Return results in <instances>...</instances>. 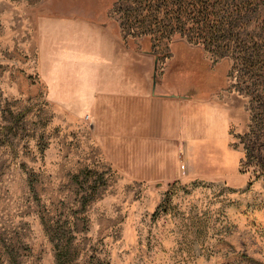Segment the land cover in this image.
<instances>
[{
  "label": "rangeland",
  "instance_id": "obj_1",
  "mask_svg": "<svg viewBox=\"0 0 264 264\" xmlns=\"http://www.w3.org/2000/svg\"><path fill=\"white\" fill-rule=\"evenodd\" d=\"M215 1L0 0V264H264V175L240 171L264 80L250 66L264 61V7L246 8L245 31L214 37L200 21L245 6ZM73 5L106 13L125 40L164 59L174 51L175 64L201 61L205 87L231 104L238 166L202 165L200 175L222 179L191 180L182 163L168 182L139 179L130 158L116 164L81 110L83 64L74 72L38 36L44 13ZM209 142L223 143L205 141L212 157Z\"/></svg>",
  "mask_w": 264,
  "mask_h": 264
},
{
  "label": "crops",
  "instance_id": "obj_2",
  "mask_svg": "<svg viewBox=\"0 0 264 264\" xmlns=\"http://www.w3.org/2000/svg\"><path fill=\"white\" fill-rule=\"evenodd\" d=\"M38 36L41 45L83 64L86 97L80 109L108 156L116 164L130 158L126 163L139 179L170 182L184 173L191 180H221L200 175L202 165L238 166L240 151L228 145L231 104L214 95V85L205 87L201 61L175 64L174 51L172 60L164 59L141 41L125 40L106 13L74 5L44 13ZM77 68L69 67L68 76ZM216 140L223 143L209 142L216 154L204 155L205 141Z\"/></svg>",
  "mask_w": 264,
  "mask_h": 264
},
{
  "label": "trees",
  "instance_id": "obj_3",
  "mask_svg": "<svg viewBox=\"0 0 264 264\" xmlns=\"http://www.w3.org/2000/svg\"><path fill=\"white\" fill-rule=\"evenodd\" d=\"M209 0H205V2ZM212 1V0H211ZM224 0H216L215 2L218 4H222ZM237 1V0H236ZM240 3L245 4L244 7L236 8L235 11L232 12L230 16L222 17L217 20H205L203 19L201 22L202 31L214 36H230V33L236 32L237 30L246 28L241 27L243 25V20H246V24L248 25V19L245 15L249 11L246 8L250 9L253 7L257 8V6L264 7V0H239ZM216 3L211 5H205L204 10H210V8H214L217 6ZM205 13V12H204ZM208 13V12H207ZM206 14V13H205ZM249 31V30H248ZM260 41V40H259ZM264 41V37H263ZM189 43H192L188 41ZM261 42V41H260ZM262 43V42H261ZM197 44V43H196ZM197 45H203L198 43ZM256 49V48H255ZM264 51V49H263ZM264 56V55H263ZM253 67V71H257L261 74V77L264 78V61L259 62V67H255V64H250ZM259 88H257L258 97L256 99L257 105H253L252 112V122L250 125V130L245 133L240 139L244 144V152L245 155L242 157L240 162V171L242 173H247L253 168V174L255 178L258 179L262 175H264V80L258 83ZM238 146V143H235V147ZM253 179H250L248 182V187H251L253 184Z\"/></svg>",
  "mask_w": 264,
  "mask_h": 264
},
{
  "label": "water",
  "instance_id": "obj_4",
  "mask_svg": "<svg viewBox=\"0 0 264 264\" xmlns=\"http://www.w3.org/2000/svg\"><path fill=\"white\" fill-rule=\"evenodd\" d=\"M177 43H173V44H179V43H185V44H188L190 47H192V44H189L187 41H185L184 39H180V40H177L176 41ZM181 43V44H182ZM192 57V56H191ZM159 61V56H157V62Z\"/></svg>",
  "mask_w": 264,
  "mask_h": 264
},
{
  "label": "built area",
  "instance_id": "obj_5",
  "mask_svg": "<svg viewBox=\"0 0 264 264\" xmlns=\"http://www.w3.org/2000/svg\"><path fill=\"white\" fill-rule=\"evenodd\" d=\"M182 168H185V165H182Z\"/></svg>",
  "mask_w": 264,
  "mask_h": 264
}]
</instances>
